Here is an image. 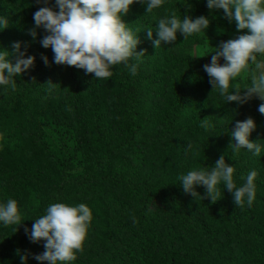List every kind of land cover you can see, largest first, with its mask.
I'll return each instance as SVG.
<instances>
[{"label":"trees","instance_id":"trees-1","mask_svg":"<svg viewBox=\"0 0 264 264\" xmlns=\"http://www.w3.org/2000/svg\"><path fill=\"white\" fill-rule=\"evenodd\" d=\"M188 3L194 10L179 0H166L153 13L139 0L131 5L122 18L141 29L137 51L145 54L136 75L121 64L100 80L53 63L51 47L40 43L42 28L30 35L33 14L54 0H0V15L9 21L0 31V50L11 56L19 41L21 51L35 57L14 78V90L0 87V202L15 199L24 219L19 226L0 225V264H21L18 250L28 255L27 264H47L33 258L45 250L43 241L31 242L24 228L56 202L86 203L93 213L72 264H264V152L234 155L230 145L244 104L224 103L209 83L204 58L192 55L194 46L207 43L203 33L186 39L178 33L157 49L146 37L152 27L155 39V19L172 11L209 16L210 32L230 23L206 0ZM201 119L212 127L201 128ZM253 119L257 127L249 138L264 143V115ZM222 155L234 165L236 186L257 171L252 206H236L222 186L215 202L182 191L179 175L210 168ZM196 190L205 193L202 186Z\"/></svg>","mask_w":264,"mask_h":264},{"label":"clouds","instance_id":"clouds-1","mask_svg":"<svg viewBox=\"0 0 264 264\" xmlns=\"http://www.w3.org/2000/svg\"><path fill=\"white\" fill-rule=\"evenodd\" d=\"M138 0H54V5L40 7L33 14L34 28L30 35L35 38V29L42 28L45 35L40 40L44 48L51 47L53 63L75 66L94 78H111L113 66L123 64L131 75H136L137 65L145 54L137 51L140 44L138 34L141 29L133 30L125 23L123 16L130 6ZM146 5V13L162 8L166 0H139ZM48 0H45L47 5ZM179 5H191L188 0H179ZM210 11L223 10V16L230 23L235 22L237 30L247 29L236 38L221 41L204 55H211L210 63L203 69L209 77L212 89H218L224 103H247L253 97L264 101V0H206ZM8 18L0 15V31L8 26ZM211 23L210 17L200 15L178 16L175 11L155 19L156 38L153 28H146V37L157 49L161 44H168L177 39L180 33L184 39L205 33ZM145 30V29H143ZM15 55V62L10 59ZM201 55V56H204ZM11 56L9 51L0 50V87H16L14 79L34 64V56L26 55V48L21 51V42L14 41ZM200 57V56H198ZM48 64L46 56L41 57ZM223 58V63L220 59ZM247 73L250 83L241 88L236 81ZM231 88V90H230ZM258 112L264 115V103L258 106ZM200 127L208 130L212 124L201 119ZM257 124L252 117L236 120L230 136L233 154L241 149L261 156L264 143L253 141L249 137ZM234 165L226 163L224 155L210 168L197 167L177 177V182L185 194L217 201L220 186L232 193L236 206H252L256 199V170L249 171L242 177L243 184L236 186ZM197 186L205 188L201 195ZM93 220V213L86 203L69 204L56 202L49 204L43 215L36 217L25 234L33 243L43 241L44 251L34 254L33 258L47 264H72L77 253L83 251L84 242ZM24 221L17 201L9 198L0 202V225L19 226ZM21 264H27L28 255L20 254Z\"/></svg>","mask_w":264,"mask_h":264},{"label":"rangeland","instance_id":"rangeland-1","mask_svg":"<svg viewBox=\"0 0 264 264\" xmlns=\"http://www.w3.org/2000/svg\"><path fill=\"white\" fill-rule=\"evenodd\" d=\"M191 10H194V4L190 3ZM215 15L216 17L220 20V21H224L225 18L223 16V10H215ZM227 25H225L226 27L222 30H217V31H207L206 30V34H208V36H210L209 38L206 36L205 33L204 34V39L207 38V43L205 42V44L203 45H197L194 46L191 49V53L194 57H198L200 56L201 58H204V64L210 63L211 60V55L213 53H209L207 55H204L206 53L207 50L213 49L215 45H218L221 41L220 38L221 36L225 34V39L223 41H226L228 39H232V38H236L239 34H242L244 32L247 31V29H243V30H237L235 26H232V23H226ZM229 27L230 29L225 31V29ZM232 27V28H231ZM204 55V56H201ZM224 61L222 60V58L220 59V63H223ZM248 76L247 73H244L242 78L238 79L236 81V83H238L241 88H243V86L246 84L245 82V78ZM264 103V101H261L259 98L257 97H253L252 99H250L247 103H244L243 107L245 109V113L246 115L241 119L244 120L248 117H254L255 114L258 112V106ZM34 201V199L32 200V202ZM34 205V202L32 203Z\"/></svg>","mask_w":264,"mask_h":264}]
</instances>
